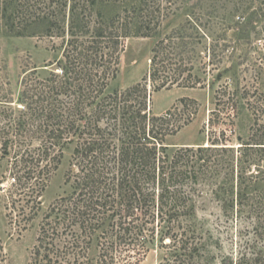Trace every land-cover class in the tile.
<instances>
[{"label":"trees","instance_id":"1","mask_svg":"<svg viewBox=\"0 0 264 264\" xmlns=\"http://www.w3.org/2000/svg\"><path fill=\"white\" fill-rule=\"evenodd\" d=\"M0 12L18 37L41 30L65 40L57 67L25 71L17 93L0 86V190L19 230L37 218L70 157L67 191L41 221L32 264H140L151 249L158 264H218L225 240L197 211L207 196L226 224L250 220L219 264H264V109L238 77L264 41V0H0ZM179 15L185 22L162 37ZM199 37L209 42L208 67H221L209 89L227 101L216 102L207 143L175 146L168 140L195 120L197 101L155 115L148 81L154 92L197 88L188 67ZM131 38L155 39L149 74L110 91ZM225 74L231 79L216 86ZM222 110L224 121H214ZM245 110L253 124L235 143Z\"/></svg>","mask_w":264,"mask_h":264},{"label":"rangeland","instance_id":"2","mask_svg":"<svg viewBox=\"0 0 264 264\" xmlns=\"http://www.w3.org/2000/svg\"><path fill=\"white\" fill-rule=\"evenodd\" d=\"M102 9V8H101ZM109 10L107 9V13ZM111 13V12H110ZM113 14V13H111ZM110 17V16H109ZM186 18L184 15L169 19L162 27V37L170 33L176 27L182 25ZM41 30L36 31L34 36L18 37L9 33L4 27V22L0 12V86L8 88L17 93L20 83L23 79L24 72L33 68L57 67L62 58L65 49V40L63 38H50L41 34ZM196 53L193 55L191 69L192 82H196L197 88L189 89L174 86L161 91L154 92L151 82L148 81V90L150 97V110L155 115H163L175 107L183 98H190L197 101L198 110L192 107L195 113V120L185 127L178 135L169 138L168 143L175 146L199 145L208 142L211 129L209 121L212 111L216 107V102L220 101L221 105L227 101V97L219 95L215 99V91L209 89V85L214 82L217 71L221 67H208L209 57L207 41L202 37L196 40ZM156 44L155 39L150 38H131L126 41L125 51L121 57L120 72L117 78L111 82L110 91L125 90L138 83H141L148 76L151 67L152 50ZM260 49L251 54L253 57L254 67L238 68L239 84L249 85L252 90V99L264 109V41L260 42ZM244 55V53H242ZM189 72L185 74L187 77ZM231 75L225 74L222 80L217 81L216 86L225 85L231 78ZM206 87V88H200ZM219 98V99H218ZM256 104V103H255ZM222 109V108H221ZM214 121L222 123L225 112H218ZM264 120V114H263ZM254 116L250 111H244L240 118L236 120L237 133L233 141L237 143L236 137L240 136L247 140L250 128L253 124ZM69 154L62 165L60 171L52 179L42 198V207L37 218L25 230H19L16 224H12L9 218L11 210L8 209L10 197L8 192L0 190V240L5 248L6 261L4 264H32L33 251L37 243L41 221L47 212L49 206L67 191L65 186V173L69 167ZM7 169L4 163L1 172ZM8 185L5 184V187ZM11 207V205H10ZM197 211L200 218H207L210 228L216 235H221L225 240L222 251H218L220 263L221 257L231 253L233 249L232 234L242 231L244 234L249 233L250 220L243 218L237 222L226 224V219L221 215L218 203L210 196L197 199ZM12 209V207H11ZM248 211L249 207L246 209ZM18 212V211H17ZM229 227L230 233L227 234ZM158 252L155 249L148 251L143 257L140 264H158Z\"/></svg>","mask_w":264,"mask_h":264}]
</instances>
